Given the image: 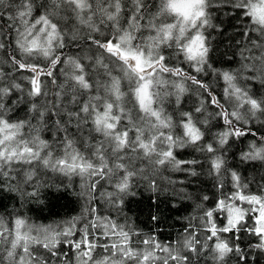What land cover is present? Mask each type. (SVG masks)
Wrapping results in <instances>:
<instances>
[{"label": "snow or ice", "instance_id": "6c2138e0", "mask_svg": "<svg viewBox=\"0 0 264 264\" xmlns=\"http://www.w3.org/2000/svg\"><path fill=\"white\" fill-rule=\"evenodd\" d=\"M0 199V264H257L264 0H0Z\"/></svg>", "mask_w": 264, "mask_h": 264}, {"label": "trees", "instance_id": "16d2710c", "mask_svg": "<svg viewBox=\"0 0 264 264\" xmlns=\"http://www.w3.org/2000/svg\"><path fill=\"white\" fill-rule=\"evenodd\" d=\"M7 194H5L6 196ZM53 197V202L55 203V207L52 209L53 212L58 213L60 216H63L67 213H70L71 210L75 207L74 204V198L69 195L65 194L63 199H56L57 194H51ZM9 201L7 199H0V204H8ZM29 208V214L32 215L33 217H38V216H47L48 210L45 209L44 213H40V206L37 205H28ZM172 215H176V213H172ZM171 223V221H170ZM257 264H264V258H257Z\"/></svg>", "mask_w": 264, "mask_h": 264}]
</instances>
